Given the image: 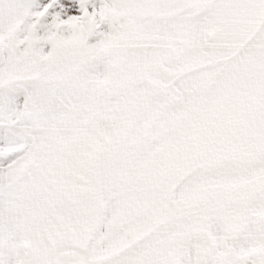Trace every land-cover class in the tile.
<instances>
[{
    "label": "snow or ice",
    "instance_id": "obj_1",
    "mask_svg": "<svg viewBox=\"0 0 264 264\" xmlns=\"http://www.w3.org/2000/svg\"><path fill=\"white\" fill-rule=\"evenodd\" d=\"M0 264H264V0H0Z\"/></svg>",
    "mask_w": 264,
    "mask_h": 264
}]
</instances>
